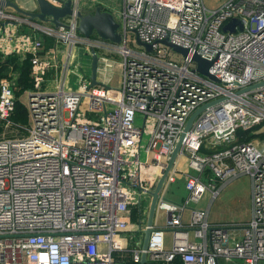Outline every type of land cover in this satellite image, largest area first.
<instances>
[{"label": "built area", "instance_id": "2783aa9c", "mask_svg": "<svg viewBox=\"0 0 264 264\" xmlns=\"http://www.w3.org/2000/svg\"><path fill=\"white\" fill-rule=\"evenodd\" d=\"M49 1L61 7L65 0ZM71 1L65 26L36 23L33 34L10 30L18 19L0 9V53L31 54L33 83L25 102L29 123L21 126L11 120L19 100L16 76L0 80V120L19 133L0 138V264H121L131 207L140 208L138 227L144 229L148 192L189 117L211 103L184 133L164 180L147 261L264 264V139L240 143L237 136L264 132V0H223L216 9L204 0ZM83 4L112 14L120 44L78 33L76 11ZM233 19L241 25L224 30ZM129 34L151 51L138 44L141 50L128 48ZM43 36L53 39L57 52L65 48L61 63L42 58ZM164 39L187 55L162 44ZM79 46L88 55L95 50L99 61L119 55L118 87H91L84 76L77 89L69 87ZM194 55L211 62L208 73L217 81L196 72ZM51 72L55 87L47 90ZM242 175L251 181L252 216L240 228L211 224L209 208H189L207 192L213 201ZM178 180L187 195L180 203L168 201L166 191ZM141 246L130 251L134 262Z\"/></svg>", "mask_w": 264, "mask_h": 264}, {"label": "water", "instance_id": "95a60500", "mask_svg": "<svg viewBox=\"0 0 264 264\" xmlns=\"http://www.w3.org/2000/svg\"><path fill=\"white\" fill-rule=\"evenodd\" d=\"M35 1L37 4V10L34 12L25 11L21 9L17 4H15L14 2L10 0H0V9L11 8L16 13L24 15L28 17L30 20H37L44 24L45 23L51 24L52 26L56 28L65 26L63 21L67 17H70L71 15H73L71 0H65L61 7L55 6L49 0H35ZM55 1H61V0H55ZM76 17L79 20L77 31L84 38L98 36L99 38L103 40L109 41L117 45L121 43L122 38H121V35L118 33L119 24L116 22V20L114 19L111 13L103 11L99 6L95 8H90L88 10H78L76 11ZM235 23H239V25H241L239 20L233 19L229 22V24H227L224 27V30L229 29L232 31L233 29L231 25L232 24L234 25ZM136 43L142 46L146 51H151V45L142 43L138 37H136ZM161 43L170 47L174 52L180 53L184 56H186L188 53L186 49L171 43L168 39H164ZM90 58H91V75L89 78L90 85L91 87H98L100 86V83L97 80L99 57L97 53L95 52V50L93 49L90 51ZM192 60L197 65L196 72L202 75H205L214 81H217V79L214 76L208 73V69L211 66L210 61L202 59L198 55H194L192 57ZM253 87L254 86L247 87L243 89L242 91H246ZM211 104H207L201 107L189 117L185 125L182 137L176 144L173 152L171 153L170 158L168 160L167 167L162 177L158 180L154 190L152 192H148V195L151 196V200L149 201V206H148V211H147V216H146V226L144 229L141 230L142 253H141L139 264H147L148 262L146 250L148 247V242H149V238L151 234V226L153 225V220H154V216L156 213L157 200L160 196V192H161L164 180L177 159V155L181 148V141L184 136V133H186L191 128L194 120L204 110V108Z\"/></svg>", "mask_w": 264, "mask_h": 264}, {"label": "rangeland", "instance_id": "374dc122", "mask_svg": "<svg viewBox=\"0 0 264 264\" xmlns=\"http://www.w3.org/2000/svg\"><path fill=\"white\" fill-rule=\"evenodd\" d=\"M223 0H204L205 6L209 9H216ZM88 3V1H86ZM109 6L112 9H115L116 11L119 8V5L111 1L109 2ZM109 8V10H110ZM127 47L131 48L132 50H141L136 41L134 34L128 35V42ZM171 56L174 59L180 60L181 56L175 53H171ZM107 57L109 59L108 62L102 61L98 66V72L99 68L100 71H102L99 77L98 81L100 83V86L103 88H116L119 85L120 77H121V71H120V61L121 58L117 54H107ZM73 75L70 76V87L72 89L78 88V82L79 79L82 78V76L85 77V79L90 78L91 75V62L89 56L86 54L82 46H79L75 49V56L73 59ZM109 64L110 66L105 67V64ZM98 75V74H97ZM89 76V78L87 77ZM139 123V122H138ZM137 125H140L137 124ZM13 133V135L19 134L18 132H14L13 130L5 129L4 134L0 136V138L6 137L7 135H10ZM12 135V134H11ZM147 140V135H143L142 139V146H145ZM141 161L145 160V153L144 148L141 149ZM222 190V191H221ZM220 190V194L211 202L210 204V194L207 192L199 202V204L194 205L190 204L189 208H196L199 210L206 209L208 205L210 204L209 209V222L210 223H220V224H227V223H243L244 221H247L249 219L250 215V195H251V182L248 175H242L232 182L228 183L226 186H224L223 189ZM187 193L184 188V181L180 180L177 181L176 184H172L169 189L166 191L165 197L168 201L171 202H183L181 198L186 197ZM149 203V202H148ZM148 203H144V206H147ZM249 203V204H248ZM163 220H159V224H161ZM167 239L169 238L166 237Z\"/></svg>", "mask_w": 264, "mask_h": 264}, {"label": "crops", "instance_id": "0c3cea01", "mask_svg": "<svg viewBox=\"0 0 264 264\" xmlns=\"http://www.w3.org/2000/svg\"><path fill=\"white\" fill-rule=\"evenodd\" d=\"M12 2H14L15 4H17L21 9L25 10V11H36L37 10V4H36V1L35 0H10ZM90 9V7L86 4H83L82 5V10H88ZM4 11L7 13V14H11L13 15L14 17H16L18 19V23H14L13 25H9V28L10 30L12 31H20V32H26V33H32L33 34V30H34V24H43L37 20H30L28 17L24 16V15H21V14H18L16 13L13 9L11 8H6L4 9ZM47 24V23H45ZM47 25H51V24H47ZM35 33V32H34ZM51 39V38H50ZM51 43L49 44V46L47 48L44 49V51L41 53L42 55V58L48 60V61H56L57 63H61V59H62V55L65 51V48L62 46V47H58V52L56 51V47H55V43L53 41V39H51ZM29 54V53H25V54H18L17 56L21 59V60H24L26 58V55ZM88 55V54H87ZM89 58H90V55H88ZM90 62H91V58H90ZM102 61H99V64L101 63ZM108 62V61H106ZM99 66V65H98ZM102 71H100V68H99V72H98V75H97V80H98V77L100 74H103L101 73ZM18 76V74H17ZM89 78V76H87ZM30 79H31V76H30ZM55 76L53 75V72H51L48 77H47V80H46V84H45V88L47 90H52L55 86ZM31 82H32V79H31ZM68 85L70 87V81H69V78H68ZM33 88V83H32V87H29V88H26L23 93L19 96V102L25 107L26 111H27V108L25 106V102H26V95L27 93ZM71 88V87H70ZM27 117H28V112H27ZM29 123V117H28V120H27V125ZM25 125V126H27ZM10 130V129H9ZM12 130V129H11ZM10 130V131H11ZM13 131L15 132V130L13 129ZM235 180V179H234ZM180 181V180H178ZM233 180L231 181H228L226 183V185L230 182H232ZM251 182V181H250ZM177 182H175L174 184H176ZM224 185V186H226ZM223 186V188H224ZM222 188V189H223ZM222 191V190H221ZM220 194V193H219ZM250 204H251V208H250V215H249V219L247 221H244L243 223H236V222H233V223H227V224H223V225H236L237 227H241V225H244L246 224L247 222H249V220L251 219V216H252V195H250ZM211 198V196H210ZM182 200H184V198H181ZM211 201V200H210ZM212 202V201H211ZM210 202V204H211ZM210 204L208 205L207 208L210 209ZM249 204V203H248ZM208 219H209V213H208ZM213 224V223H211ZM215 225H221L220 223H214ZM139 225V221L138 223L136 224H133L131 223V220H130V227L129 229L124 233L123 235V240H124V244L126 245L127 247V250L128 252L127 253H130L131 254V250L135 249L137 247L138 244H141L142 245V237H141V229L140 227H138ZM241 233V232H239ZM168 237V236H167ZM169 239H167V243H168ZM126 254V253H125ZM125 254H124V257H125ZM123 261V259H122ZM147 264H150L149 262H147ZM224 264H239L238 262H224Z\"/></svg>", "mask_w": 264, "mask_h": 264}, {"label": "trees", "instance_id": "16d2710c", "mask_svg": "<svg viewBox=\"0 0 264 264\" xmlns=\"http://www.w3.org/2000/svg\"><path fill=\"white\" fill-rule=\"evenodd\" d=\"M44 41V47L47 48L49 44L51 43V39L49 37L43 36ZM30 57L31 54H27L26 58L24 60H21L16 54H10L7 56H4L0 53V80L9 78L11 75L16 76V97L19 98V96L23 93V91L26 88L32 87V82L30 79V71H31V63H30ZM18 74V76H17ZM11 120L13 123L21 126L27 125V111L25 107L17 101L14 114L11 116ZM16 129V126L13 125L11 128ZM10 129V130H11ZM258 127H256L254 130H257ZM5 127L3 121L0 120V136L4 134ZM12 134V135H11ZM10 135H7L3 138H12L15 135L11 133ZM238 142L245 143L251 141L255 137H259L260 139H264V132L259 135H254L252 131H238ZM205 152H212L203 150ZM141 217V210L138 206L131 207L130 211V220L131 223L136 224L138 223L139 219ZM177 264H181L179 259L176 261ZM121 264H139L138 262H134L131 258L130 253H126L125 257L123 258V261H121Z\"/></svg>", "mask_w": 264, "mask_h": 264}, {"label": "bare ground", "instance_id": "6f19581e", "mask_svg": "<svg viewBox=\"0 0 264 264\" xmlns=\"http://www.w3.org/2000/svg\"><path fill=\"white\" fill-rule=\"evenodd\" d=\"M101 65V64H100ZM108 66H110L108 63L107 64H105V67H108Z\"/></svg>", "mask_w": 264, "mask_h": 264}]
</instances>
